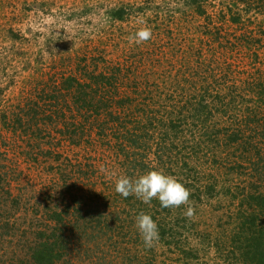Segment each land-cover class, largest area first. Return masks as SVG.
Masks as SVG:
<instances>
[{
  "label": "rangeland",
  "instance_id": "obj_1",
  "mask_svg": "<svg viewBox=\"0 0 264 264\" xmlns=\"http://www.w3.org/2000/svg\"><path fill=\"white\" fill-rule=\"evenodd\" d=\"M119 10L121 20L115 17ZM141 27L151 30V38L131 42ZM200 66L205 81L188 75V82L208 84V98L218 86L226 103L254 98L233 85L250 78L253 68L264 71V0H0V264H31L38 233L54 228L52 213L67 203L69 250L57 264H240L228 248L237 205L247 192L264 191L256 167L235 165L243 150L209 145L213 153L223 152L215 162L202 161L199 170L214 190L193 205L194 216H185L188 222L173 239L146 248L133 235L140 211L119 199L108 178L111 172L123 175L113 139L99 138L81 123L62 85L91 82L86 92L92 88L115 99L135 98L134 85L139 92L157 85L169 99L178 96L169 82L183 79L175 73ZM100 74L106 84L119 85L115 96L94 87ZM236 111L227 119L217 109L209 130L234 125ZM67 129L78 131L73 140ZM254 132L262 161L264 126ZM115 210L121 215L116 223ZM87 211L104 213L112 230L95 217L85 223Z\"/></svg>",
  "mask_w": 264,
  "mask_h": 264
},
{
  "label": "trees",
  "instance_id": "obj_2",
  "mask_svg": "<svg viewBox=\"0 0 264 264\" xmlns=\"http://www.w3.org/2000/svg\"><path fill=\"white\" fill-rule=\"evenodd\" d=\"M231 1L236 3L243 0ZM123 14L122 10L117 11L116 19H123ZM233 21L239 23L238 20L233 19ZM257 61L255 55L252 63ZM204 69L205 66H200V68L179 75L175 73L174 77L178 76L183 79L175 83L169 82L168 85L176 87L174 90L178 94L177 97L171 95L169 99L166 98V88L161 91L157 85L152 90L151 86L142 90L143 86L140 84L142 92L138 91L136 85L134 88L131 86L136 95L135 98L122 96L116 99L114 97L105 98L100 94V91H92V88L90 92H86L87 88L92 87L91 82L83 85L78 80L69 79L62 85L74 100V111L78 116L83 117L81 123L89 127L92 126L99 138L110 137L113 139L116 157L119 161L118 171L129 177L144 174L149 170H161L166 175L175 176L189 189L191 193L189 199L195 205L201 201L202 197L210 195L214 190L213 184L205 182L202 178L203 172L199 171L204 165L201 164L202 161L209 158L212 159L211 162H215L218 155H221L217 153H223H213L212 148L209 149L210 144H213L216 149L221 146L241 148L243 155L240 154L235 158V165L239 167L253 165L256 167L254 169L256 178L261 179V182L264 181L262 179L264 159L260 160L262 158L261 148L256 141V135L254 136L256 134L254 131L261 125L264 126V117L261 113L264 109V71L253 68L248 74L250 81L246 79L239 85L235 83L233 85L235 90L241 92L240 94L243 92L254 98L240 102L230 100L226 103V100L220 99V95L224 92L217 91L219 86L214 88L216 95L213 98L212 92H210L209 98L211 99H209L206 96L208 87H210L208 84H199L197 87V83L188 82L191 81L188 75L205 81L207 73L202 76ZM98 77L100 80L96 81L94 87L106 90L108 94L111 91L115 96L119 85L114 86L110 82L106 84L107 77L104 74H100ZM171 77L172 74H169V80ZM182 80L183 82H181ZM186 86H188V90H192L187 92ZM194 90L198 91V96L191 94L194 93L192 92ZM137 98L139 100H136ZM215 101L219 102L216 104ZM217 109L223 110L227 119L230 111L237 110L234 116L235 120H233L234 125L229 124L227 128L225 127L226 129L211 131ZM232 116H229L230 119ZM83 126L77 127L80 128V131L82 130L80 133L82 136L85 134ZM66 133L71 137L70 140H73L72 136H76L78 131L67 129ZM255 189L256 191L247 192L239 200L234 216V229L228 233V248L232 255H237L240 264H264V191H260L258 187ZM117 195L127 205L132 203L130 209L142 210L152 217L159 229L158 242L170 238V236L173 239L181 225L185 227V223L188 222L185 215L179 212L186 210L185 206L163 208L157 199H153L148 206L135 196L124 198L118 193ZM77 198L80 201L83 200V196ZM76 202L79 203L77 199H74L75 204ZM70 207V204L67 203L63 210L54 211L51 215V219L55 223L54 228H51L49 232L38 233L37 240L31 249V264H57L64 252L69 250L66 242L68 238L65 236L68 228L65 222L70 216ZM103 215L104 213L93 216L87 211L86 216L84 215V222L87 223L86 219L91 221L95 217L98 225L102 223L101 219L105 220L106 223H102V227L105 228V231L110 232L112 230L110 223L105 217L101 218ZM113 215L114 222H120V213L115 210ZM133 233L140 237L138 231ZM122 235L124 234L122 233ZM124 237L126 236L124 235Z\"/></svg>",
  "mask_w": 264,
  "mask_h": 264
},
{
  "label": "clouds",
  "instance_id": "obj_3",
  "mask_svg": "<svg viewBox=\"0 0 264 264\" xmlns=\"http://www.w3.org/2000/svg\"><path fill=\"white\" fill-rule=\"evenodd\" d=\"M150 38L151 30L141 27L129 39L131 42L139 44ZM108 178L113 180L115 192L124 198L135 196L144 204H150L153 199H157L163 208L185 206L184 215L189 219L195 214V208L189 199L191 195L189 189L175 176L166 175L161 170H149L135 177L111 172L108 174ZM134 226L146 248L153 247L154 243L159 241L157 223L150 215L140 211L134 217Z\"/></svg>",
  "mask_w": 264,
  "mask_h": 264
}]
</instances>
